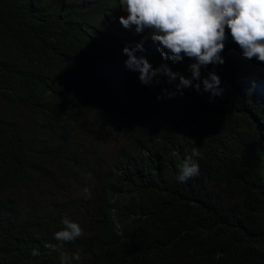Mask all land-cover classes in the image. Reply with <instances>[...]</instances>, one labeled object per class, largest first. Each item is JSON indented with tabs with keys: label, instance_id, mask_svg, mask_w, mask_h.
<instances>
[{
	"label": "trees",
	"instance_id": "1",
	"mask_svg": "<svg viewBox=\"0 0 264 264\" xmlns=\"http://www.w3.org/2000/svg\"><path fill=\"white\" fill-rule=\"evenodd\" d=\"M117 11L0 0V264H61L45 245L65 216L83 230L60 245L72 264H264V63L235 43L200 91L145 85L125 46L186 77L194 61L163 59ZM194 147L199 174L180 182Z\"/></svg>",
	"mask_w": 264,
	"mask_h": 264
},
{
	"label": "clouds",
	"instance_id": "2",
	"mask_svg": "<svg viewBox=\"0 0 264 264\" xmlns=\"http://www.w3.org/2000/svg\"><path fill=\"white\" fill-rule=\"evenodd\" d=\"M118 16L114 17L120 26L134 29L136 33L148 30L150 38L155 42L154 49L159 46V54L163 59L173 62L184 57L194 61L189 65L191 77L173 71L166 63L154 66L157 59L148 57L146 51L142 54L143 42L132 47L125 46L123 53L127 55L124 65L139 73V80L145 85L159 81L158 76H166L172 83L178 79L177 91L194 87L200 91L198 82L201 77V67L209 64L222 65L228 58L235 43L242 55L251 60L255 58L264 63V0H117ZM112 19V17L110 18ZM223 54V57L221 55ZM204 90H211L214 95L220 94V77L213 70L203 80ZM173 93L172 95H174ZM159 98V97H158ZM198 148L194 147L180 165L177 179L185 182L199 174V164L193 157H200ZM83 193L90 197L91 191L85 187ZM64 227L54 233V238L60 245H69L83 235L81 226L69 217L62 218ZM46 244L54 251H59L61 264H72L80 260V254L69 255L61 250V246ZM32 255H39L37 249Z\"/></svg>",
	"mask_w": 264,
	"mask_h": 264
}]
</instances>
